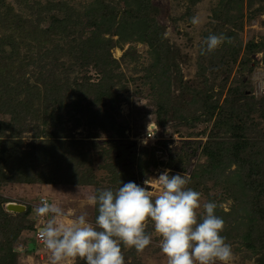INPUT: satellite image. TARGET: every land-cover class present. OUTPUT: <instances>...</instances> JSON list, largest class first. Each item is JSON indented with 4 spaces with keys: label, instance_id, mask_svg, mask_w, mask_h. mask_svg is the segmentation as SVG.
I'll return each mask as SVG.
<instances>
[{
    "label": "rangeland",
    "instance_id": "1",
    "mask_svg": "<svg viewBox=\"0 0 264 264\" xmlns=\"http://www.w3.org/2000/svg\"><path fill=\"white\" fill-rule=\"evenodd\" d=\"M0 1L27 19L12 29V20L0 16V49L6 56L0 59V65L6 64L0 66V89L7 90L0 96V137L21 147L19 155L36 177L51 181L32 182L25 189L12 181L0 185L4 211L9 201L26 206L20 213L6 211L15 215L0 220V264H51L50 251L36 237L51 218L36 214L41 198L62 209V222L85 213L94 222L90 194L127 182L156 194L155 178L165 170L188 177V187L202 194V203H216V215L225 222L222 235L232 250L229 264H258V253L252 254L242 236L251 226L255 234L249 244L264 237V225L252 216L264 219V0H229L228 7L225 0H150L164 36L178 46L174 66H179L181 78L172 77L168 86L158 83L147 72L153 61L149 45L123 39L111 48L118 61L114 72L122 73L126 85L122 91V81L113 77L111 91L119 94L117 101L97 92L94 84L104 81L102 70L85 64L87 58L71 41L78 37L79 43L92 29L81 14L94 0ZM105 1L125 7L123 0ZM73 10L82 23L70 22L65 30L69 36L58 28L51 34L53 17H66ZM213 32L228 34L230 44L204 53L205 38ZM103 37L119 39L118 34ZM57 44L58 50H52ZM170 67L172 75L175 67ZM43 76L59 88L58 98L48 97L52 104L46 122L40 120L42 99L20 90L23 83L34 84ZM85 78L89 83L75 85ZM78 87L84 90L81 95L74 91ZM41 89L40 97H46ZM83 107L91 111L86 114ZM54 114L58 117L52 120ZM104 119L113 120L118 132L99 122ZM196 181L200 184L194 186ZM15 223H21L17 235ZM146 231L152 243L142 253L122 246L125 264H167L151 224ZM62 264L85 262L78 258Z\"/></svg>",
    "mask_w": 264,
    "mask_h": 264
},
{
    "label": "clouds",
    "instance_id": "2",
    "mask_svg": "<svg viewBox=\"0 0 264 264\" xmlns=\"http://www.w3.org/2000/svg\"><path fill=\"white\" fill-rule=\"evenodd\" d=\"M193 23L199 20L193 18ZM230 41L223 34H210L204 44L213 52ZM155 131L158 126L152 135ZM155 182L156 194L134 182L90 194L87 203L97 212L94 222L86 213L62 222L58 219L65 216L62 209L42 202L36 214L51 218L39 236L51 253V264L78 258L85 264H125L122 246L142 253L152 243L146 231L150 224L160 237L167 264H229L232 250L222 235L225 222L216 215V203H202V194L188 187L190 179L181 174L165 170Z\"/></svg>",
    "mask_w": 264,
    "mask_h": 264
},
{
    "label": "trees",
    "instance_id": "3",
    "mask_svg": "<svg viewBox=\"0 0 264 264\" xmlns=\"http://www.w3.org/2000/svg\"><path fill=\"white\" fill-rule=\"evenodd\" d=\"M26 0H22V2H25ZM125 7H115L112 3L107 2L105 0H94L92 7L89 8L88 11L83 12L81 15L85 18H88V27H92L90 32H86L85 37L81 39L79 43H77L76 37L78 34L81 36L82 33H78L76 35H73V39L71 40L74 46H79L78 53L81 54V57H86L85 64L93 63L98 68H100L103 72L104 81L100 83H95V87L97 89V92L103 95H111V101H117L119 94L112 93L111 91V84L114 76H118V80L123 81L124 76L122 73H115L114 69L118 67V61L112 57L111 55V48L115 45V43L121 41V40H136V41H143L146 42L149 45V53L152 55V63L147 68L148 74L152 75L153 78H155L158 83L166 84L167 86L171 84V78L180 80L181 78V70L178 65H175V52L178 50V46L174 42H169L168 39L164 36V28L159 24L158 19L156 18V8L150 5V0H123ZM224 2V1H222ZM226 7H228L229 0H225ZM239 6V3H236V7ZM33 7V6H31ZM221 8V7H220ZM225 8V7H223ZM61 11V9H58ZM43 8H40V12L43 13ZM74 13V14H72ZM5 18H10L12 25V29H15L14 26L22 25L24 21L27 19L22 17L18 12L15 13L13 8L6 4L5 1H0V16ZM80 13L77 10H73L72 12H68L66 17H59L54 16L51 20V25H53L54 29L52 28L51 34L53 32H56V29H60L61 32H65L66 26L69 25L70 22H74L75 24L78 22L79 24L82 23V20L79 22ZM222 26V25H221ZM56 28V29H55ZM84 28V26L82 27ZM104 33L108 34H118L119 39L117 41L112 40L111 37H103ZM214 34H217L213 32ZM56 34V33H55ZM58 34V33H57ZM66 36H69V32L64 33ZM54 35V34H53ZM225 36L230 37L228 34H225ZM80 37V36H79ZM228 44L230 42H225L223 44V49L227 48ZM206 46V45H203ZM202 47V46H201ZM16 51H18V48L15 46ZM63 49V48H61ZM69 49H72L69 47ZM28 50H31L29 48ZM52 50H58V44L53 48ZM73 50H70L72 52ZM214 52H217L216 50ZM0 59L5 60L6 56H4V50L0 49ZM131 54V52H129ZM134 53V52H133ZM204 53H211L205 51ZM203 53V54H204ZM85 54V56H84ZM75 58V49H74V55ZM83 64V63H82ZM6 64L0 65L2 68H5ZM116 65V66H115ZM171 66L175 67L171 75ZM147 74V76H149ZM76 79V78H75ZM150 79V77L148 78ZM120 84L119 88L123 90L126 89V85L123 83ZM41 82V86L38 85V83ZM37 83V84H36ZM75 85H84V83H89L87 78L83 82H79L81 84H78L76 81L74 82ZM36 84V85H35ZM24 89H20L21 91L30 94L31 96L35 97V99H42V105L44 114L41 117L40 120L46 122L49 114L51 115V112H49V105L52 104L48 97H52V95H56L59 91V88L56 86L55 81L52 83H49L47 79L43 77H37L34 80V84L30 83H23ZM44 86V87H43ZM42 88V89H41ZM26 89V91H25ZM31 89H35V91H32ZM40 89L44 92L45 96L40 97ZM169 90V88H168ZM167 90V91H168ZM74 91L78 92L80 95L84 92V90L80 87L74 89ZM7 90H1L0 89V96L1 94L6 93ZM58 98V97H57ZM53 100H56L53 98ZM66 106V105H65ZM64 106V107H65ZM60 109V105L57 106ZM62 107V108H64ZM58 109V110H59ZM85 109L86 114L87 112H90V108L83 107L81 110ZM48 113V114H47ZM52 120H54L55 117H58L57 114H54L52 116ZM40 118V117H38ZM39 120V119H38ZM108 119H104L102 121H99L101 124H105L108 126V128H111L113 131H117V126L113 120L107 121ZM104 121V122H103ZM53 122V121H52ZM103 122V123H102ZM2 122L0 121V127ZM6 138L0 137V185L5 184L9 181L16 182L20 184L22 189H25L26 186L32 182H44V183H51V181H47L42 177H36L29 166L26 165L25 161L21 159V156L19 155L22 153L21 147H16V142L14 141H4ZM234 146V144H233ZM232 146V147H233ZM231 147V148H232ZM234 148L240 149V146H235ZM235 149V152H233L234 155H238L240 153L238 150ZM195 179L199 180L201 178L195 176ZM87 182L85 179L82 181V183ZM199 185V181H196L193 185L197 186ZM195 189V188H194ZM98 192V191H97ZM24 193V191H23ZM3 200V199H2ZM255 205L261 206L260 200L254 201ZM28 211V210H27ZM257 212V211H256ZM97 213V212H96ZM27 212L22 213V217H25ZM250 217L252 212L247 213ZM10 215H15L12 213H8L3 210L2 206L0 207V220L2 221L5 219L10 218ZM255 215L258 217L256 218ZM254 220H256L257 225H264V219L263 216L257 213L252 214ZM244 223V222H243ZM20 224L21 223H15V229L17 230L16 235L20 232ZM249 224H251L249 222ZM251 226H248L247 231L242 236L244 238V245H248L247 248H249L252 252L258 253L255 256L256 261L258 264H264V237L263 240H257V238L252 239L251 243L249 244L248 241L252 234H255L253 232V228H249ZM33 231L35 232L36 226L33 224ZM261 231H258L260 233ZM260 254V255H259Z\"/></svg>",
    "mask_w": 264,
    "mask_h": 264
},
{
    "label": "water",
    "instance_id": "4",
    "mask_svg": "<svg viewBox=\"0 0 264 264\" xmlns=\"http://www.w3.org/2000/svg\"><path fill=\"white\" fill-rule=\"evenodd\" d=\"M3 206L5 210L8 212L20 213L26 209V206L24 204L16 203V202H7Z\"/></svg>",
    "mask_w": 264,
    "mask_h": 264
},
{
    "label": "built area",
    "instance_id": "5",
    "mask_svg": "<svg viewBox=\"0 0 264 264\" xmlns=\"http://www.w3.org/2000/svg\"><path fill=\"white\" fill-rule=\"evenodd\" d=\"M147 135H148V137H153V136H154V135L152 136V133H149V132H148ZM40 200L43 202L45 199H44V198H41ZM40 229H41V228H39V230H38V232H37V234H36V237H37V239H38L39 241L42 242V240L40 239V236H39V231H40Z\"/></svg>",
    "mask_w": 264,
    "mask_h": 264
}]
</instances>
